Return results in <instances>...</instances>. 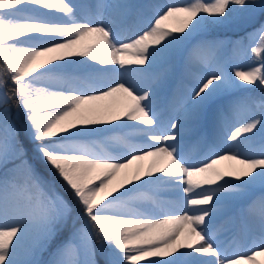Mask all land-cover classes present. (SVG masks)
I'll return each mask as SVG.
<instances>
[{
	"label": "snow or ice",
	"instance_id": "obj_1",
	"mask_svg": "<svg viewBox=\"0 0 264 264\" xmlns=\"http://www.w3.org/2000/svg\"><path fill=\"white\" fill-rule=\"evenodd\" d=\"M83 7L88 11L71 0H0V264H38L25 256L54 241L73 212L65 195L23 158L27 153L8 123L9 102L23 113L34 160L63 182L85 217L74 233L79 243L60 245L50 264H97L93 237L104 264H260L264 101L258 112L242 113L235 93L246 85L264 90V24L233 42L242 49L245 38L257 41L242 70L229 72L206 55L223 42H192L229 23L237 11L264 15V0H96ZM146 8L153 10L150 17ZM115 13L139 18L129 35L112 27ZM188 45L190 59L206 69L191 91L192 108L215 104V115L226 119L231 112L235 121L224 145H208L198 160L184 148L182 125L161 119L155 87L160 78L153 73ZM10 157L20 163L7 169ZM225 161L232 162L227 170L218 167ZM161 187L182 195L160 205L149 191ZM244 198L250 199L246 211L258 221L259 235L249 241L245 230L229 251L216 220L222 206Z\"/></svg>",
	"mask_w": 264,
	"mask_h": 264
},
{
	"label": "rangeland",
	"instance_id": "obj_2",
	"mask_svg": "<svg viewBox=\"0 0 264 264\" xmlns=\"http://www.w3.org/2000/svg\"><path fill=\"white\" fill-rule=\"evenodd\" d=\"M76 1V0H75ZM74 0H71L72 3L76 4ZM86 5L92 6L95 5V2L93 3L92 0H82ZM118 2H124V0H118ZM128 3L137 4V5H153V2H156L155 0H127ZM157 3V2H156ZM78 6V5H77ZM239 6H237L238 8ZM87 9V8H86ZM78 10L85 11L81 9L78 6ZM151 8L144 9V16L150 17L149 14L151 13ZM42 12H48L49 10L41 9ZM88 11V9H87ZM108 11H111L109 9ZM150 12V13H148ZM46 18L49 19H55L57 18L56 15H50ZM114 18V17H113ZM131 18L128 17L122 19L119 15L116 19V22L114 24V28L119 29L122 36H126V34H130L131 30H134L136 25L134 22L130 23V26L128 22H130ZM261 24H264V15L260 13V11L257 9L252 13L247 12H239L237 11L231 21L225 25L220 26H214L210 28L206 33H203L201 36H198L192 44L197 43L199 40H208V41H221L223 42L219 47H217L214 51L209 52L212 54V59H215L219 62H221L228 70L229 72H232L236 69H238L240 66L244 65V67L248 66L249 61L251 59L250 53L248 52L249 47L252 46L253 43H256L255 40H249L245 38L243 48H237V46L233 43L234 41L239 40L241 37H246L248 33L254 32L255 29H257ZM129 26V27H127ZM127 28V33L124 34L125 29ZM130 28V30H129ZM238 35V36H237ZM208 54V55H210ZM191 53V45L185 46L181 50H179L169 61L163 62L164 66H161L160 69L155 71V75L160 78L159 83L155 85L157 89L159 90V100L160 103V115L162 120H166V115L163 114V106L165 102V94L167 91V88L172 84V87H176L181 84L180 86L183 88L182 91H179L174 94L175 98L172 99L171 103H168L167 106L171 107V105H174V103L177 104H185V105H191L190 109L192 108V102L191 101V93H186L187 89H193L190 88V84H194L197 80H199V70L196 69L192 62L194 59H190ZM238 61L241 63L239 64ZM239 64V65H238ZM99 67V65H97ZM165 76L166 79H163ZM186 83V86L185 84ZM11 84L8 85V90L10 91ZM245 90H241L237 93H235V97L240 100L239 108L242 113H246L250 109L253 111L258 112L259 108L257 105L264 101V90H261L260 88H257L256 86L252 85H246ZM180 93H183L181 95ZM164 97V98H163ZM187 98V99H186ZM244 98H247L246 100ZM165 99V100H164ZM185 100V101H184ZM213 105V104H212ZM8 123L15 128L16 132L19 130H22L21 128V117L23 116L22 111H18L13 103L9 102L8 105ZM196 115L199 117L200 120H206L208 119L210 122L212 119H217V115H215V105L212 106V108L205 107L202 109H193ZM3 110L0 109V112ZM231 114V112H229ZM186 121L188 119H185ZM214 122V120H213ZM215 130H217L221 126V121L218 119V123L213 124ZM191 124V123H189ZM234 124H231L230 127L233 128ZM3 128H4V120L2 117H0V135H3ZM188 130V129H187ZM193 129H189L187 132L188 137L191 136V131ZM19 143L24 146V149L27 153L26 157H23L24 159L28 160L29 162L35 164V167L39 174L44 178L45 181L49 182V185L54 186L57 191L60 192V188L64 189L63 182L59 180L57 177H55L54 173L51 169H48L46 165L36 162L34 160V156L31 150V145L26 137L25 134H20L18 136ZM258 145H256V144ZM261 143L260 138L258 137L254 144L256 145L254 148H258ZM185 147V143H184ZM200 147H208L207 144L201 142ZM198 150V149H197ZM195 150V152H197ZM192 152V151H190ZM20 163V158L17 157H10V160L7 164V169H11L14 167V165ZM39 166V167H38ZM218 167L221 168L220 165ZM222 169V168H221ZM4 169H0V172H2ZM43 171V173H40ZM20 179L23 180V175L20 176ZM48 186V185H46ZM150 192V191H149ZM152 192V191H151ZM150 192V195H151ZM61 194L65 195L61 192ZM258 195V193H257ZM152 196V195H151ZM66 197V196H65ZM67 199V197H66ZM229 203V202H228ZM250 203L249 198H244L240 200L238 204V208L242 209L241 216H246L250 218L249 223L252 226L253 232L255 234L256 226L251 222L252 215H250L247 211V205ZM78 205L74 202L73 204V212L71 216L67 219V221L63 224H61L57 230V236L54 241L51 243H46L43 248H40L38 250L32 251L30 255L25 256V259H30L33 261L38 262V264H50V261L54 258V253L56 249L66 243V242H72L78 244L79 241L74 239V233L79 229L85 222V217L79 212ZM257 221V220H256ZM258 223V221H257ZM250 239L254 236L253 233H250ZM94 238V237H93ZM92 238V243L94 244V240ZM95 245V244H94ZM25 248L30 249L31 248V239L27 240L25 242ZM96 254L102 255V257L105 259V256L100 249V246H96ZM183 251V250H182ZM177 256L179 253L176 254ZM81 260H86L88 257L81 252V255L79 257ZM95 260L97 261V257L95 255ZM166 259H172V257H168ZM141 264H148V262L144 261L141 262Z\"/></svg>",
	"mask_w": 264,
	"mask_h": 264
},
{
	"label": "bare ground",
	"instance_id": "obj_3",
	"mask_svg": "<svg viewBox=\"0 0 264 264\" xmlns=\"http://www.w3.org/2000/svg\"><path fill=\"white\" fill-rule=\"evenodd\" d=\"M155 1L157 3L156 2H153V5H155V4H163V3L168 2V0H155ZM92 2L94 3L95 0H92ZM104 2L106 4L119 3L118 0H104ZM75 3L81 9L87 11V9L83 7L84 5H86L84 3V1H82V0H76ZM148 13H150V12H148ZM152 14H153V10H151V13L149 14V16H151ZM118 16H119V14L118 13H115L111 17V19L113 21L112 27L114 26V24H115L116 19H117ZM138 21H139V18L134 16L133 19L131 18V20H130V22H128V24L130 26V23L134 22L135 25H136L138 23ZM129 26H127V27H129ZM129 30H130V28H129ZM126 33H127V28L124 31V34H126ZM127 35H129V33L126 34V36ZM208 54H210V53H206V55L210 59H212V57H211L212 54H210V55H208ZM238 63L241 64L239 61H238ZM192 65L196 69L199 70L198 77H199V80H200V78L206 73V69L204 68L203 65H201L199 62H197L195 59L192 62ZM161 66H164V64L163 63L158 64L153 69V73H155V71H157L158 69H160ZM244 68H245L244 65H242L238 69H241L242 70ZM117 78L119 79L120 77H117ZM124 78L125 79H128V77H124ZM163 79H166L165 76H164ZM199 80H197L196 82H194L195 85L199 82ZM195 85L193 84V88L195 87ZM191 91H192V89H190V91H188V92L191 93ZM190 102H192V100ZM190 107H191V105H185V104H182V103H180V104L174 103V105H171L170 111L167 114L166 123L169 120H174V121L178 122L180 125H182L181 131H182V135L184 137L183 143H185V142L188 141V140H186L187 139V135H188L187 134V127H188L187 126V123H192L191 126H189V127H192V126H194L199 121L198 116L196 115V113L194 112L193 109H190ZM158 108L160 110V103L159 102H158ZM185 119H188V120L186 121ZM214 121H218V118L217 119H214ZM231 124H235V121L232 118V115L229 114V115H227V118L226 119H223V123H221V126L216 130V132H214V129H212V132L210 131V133H209V135H210L209 136V138H210L209 145L210 144H214V145H221V146H223L224 143H225V137H226V135L228 134L229 130L232 129L230 127ZM199 128H201V125H199L198 127H196L195 130L197 131ZM133 139H135V138H133ZM206 140H207V133L204 131V142H206ZM200 141H201V136L197 137L196 140H192L190 142L189 146L185 149L186 152L188 154H190V157L193 160H198V159L202 158L203 154L207 150V147H204V148L201 149V147L199 145ZM255 144L253 145V147H255ZM197 145H199L198 150H197V147H195ZM195 150H197V152H195ZM190 151H192V152H190ZM220 166H221V168L223 170H227L230 166H232V162L225 161ZM197 191H199V190H197ZM150 192H151V195H152L153 199L158 204H160V205H172L173 203L177 202L178 201V197L180 195H182V193H176V192H173V191L164 189L162 187L159 188V189L150 190ZM150 192H149V195H150ZM239 202L240 201H232V202L226 203L224 206H222V210H221L220 214L218 215L217 220H216V224H215V228L218 230L219 239L221 241L229 233L230 234L226 237V239L231 234H234V230H237V228L239 229V232H240L239 235H240V237L243 235V233L245 231V227H244V225H242L243 222L240 220V218H241L240 214L242 212V209L238 208ZM260 211H261V208H260L259 204H257V206L254 209L255 215L258 216L259 213H260ZM222 217H225V219L222 220ZM252 222H253V224H255L254 226H256V229H257L255 231V234H254V237H255V236H258L259 235V224L257 223L256 219L253 216H252ZM234 238H235V236L232 238V241H233ZM224 246L227 247L225 245V243H224ZM245 247H247V243L243 244L240 247L239 250L243 251ZM235 248H236V245H234L232 248H229V251H233ZM257 259L260 262V264H264V256L257 257Z\"/></svg>",
	"mask_w": 264,
	"mask_h": 264
},
{
	"label": "trees",
	"instance_id": "obj_4",
	"mask_svg": "<svg viewBox=\"0 0 264 264\" xmlns=\"http://www.w3.org/2000/svg\"><path fill=\"white\" fill-rule=\"evenodd\" d=\"M60 189L65 194V196L70 201V203H74V201L71 199L70 195L65 191V189H63V188H60Z\"/></svg>",
	"mask_w": 264,
	"mask_h": 264
}]
</instances>
